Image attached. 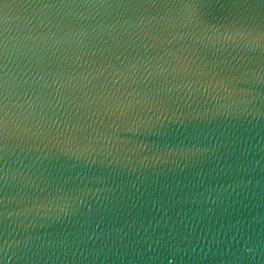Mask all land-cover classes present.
Here are the masks:
<instances>
[{
    "label": "water",
    "instance_id": "water-1",
    "mask_svg": "<svg viewBox=\"0 0 264 264\" xmlns=\"http://www.w3.org/2000/svg\"><path fill=\"white\" fill-rule=\"evenodd\" d=\"M0 0V264H264L262 0Z\"/></svg>",
    "mask_w": 264,
    "mask_h": 264
},
{
    "label": "snow or ice",
    "instance_id": "snow-or-ice-1",
    "mask_svg": "<svg viewBox=\"0 0 264 264\" xmlns=\"http://www.w3.org/2000/svg\"><path fill=\"white\" fill-rule=\"evenodd\" d=\"M22 3H37L43 2V0H21ZM154 4H165L168 3L169 0H151ZM185 4L188 7L194 8L196 10L207 9L211 7L210 0H184ZM264 2V0H262ZM244 40L246 43L249 44H257L259 47L264 48V26L260 27L258 31L253 29L252 31L248 32ZM4 44V34L3 31H0V49L3 48Z\"/></svg>",
    "mask_w": 264,
    "mask_h": 264
}]
</instances>
